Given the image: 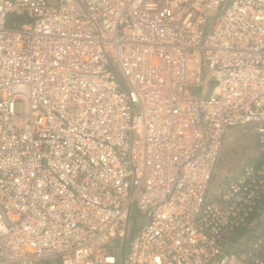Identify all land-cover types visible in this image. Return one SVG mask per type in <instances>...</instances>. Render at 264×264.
I'll return each mask as SVG.
<instances>
[{
    "label": "built area",
    "instance_id": "1",
    "mask_svg": "<svg viewBox=\"0 0 264 264\" xmlns=\"http://www.w3.org/2000/svg\"><path fill=\"white\" fill-rule=\"evenodd\" d=\"M242 129L252 162L212 199ZM119 244L264 264V0H0V264H120Z\"/></svg>",
    "mask_w": 264,
    "mask_h": 264
},
{
    "label": "rangeland",
    "instance_id": "2",
    "mask_svg": "<svg viewBox=\"0 0 264 264\" xmlns=\"http://www.w3.org/2000/svg\"><path fill=\"white\" fill-rule=\"evenodd\" d=\"M188 84L195 83L197 74L192 71L188 74ZM227 146V149H226ZM256 147L255 138L250 134L249 130H235L227 137L220 160L216 166L213 179L211 181L210 193L212 199H216V194L219 192L220 186L227 180L235 176L241 169L243 163L251 159ZM228 161V164H227ZM136 217H133L131 226L136 224ZM120 256L124 250V258L128 253V246L122 249V244L118 245ZM121 261V259H120Z\"/></svg>",
    "mask_w": 264,
    "mask_h": 264
},
{
    "label": "trees",
    "instance_id": "3",
    "mask_svg": "<svg viewBox=\"0 0 264 264\" xmlns=\"http://www.w3.org/2000/svg\"><path fill=\"white\" fill-rule=\"evenodd\" d=\"M21 20L17 21L18 23H20ZM253 157H251L252 159ZM250 159V162H252V160ZM249 162V161H248ZM137 227V224H134V226H132V230L130 234H133V232H135ZM249 230L246 231V229H241L239 232L236 233V235L233 237V240L231 241V243L228 245L227 247V251L230 253H234V254H242L243 250L241 249V247L245 246V243L242 241V239L244 238V234H249Z\"/></svg>",
    "mask_w": 264,
    "mask_h": 264
},
{
    "label": "water",
    "instance_id": "4",
    "mask_svg": "<svg viewBox=\"0 0 264 264\" xmlns=\"http://www.w3.org/2000/svg\"><path fill=\"white\" fill-rule=\"evenodd\" d=\"M123 248H124V246L122 247V249ZM123 258H124V250H122V258H121L120 264H123Z\"/></svg>",
    "mask_w": 264,
    "mask_h": 264
},
{
    "label": "clouds",
    "instance_id": "5",
    "mask_svg": "<svg viewBox=\"0 0 264 264\" xmlns=\"http://www.w3.org/2000/svg\"><path fill=\"white\" fill-rule=\"evenodd\" d=\"M253 137H254V136H253ZM254 138H255V137H254ZM255 149H256V147H255ZM255 152H256V150L254 151V154H255ZM254 154H253V156H254ZM253 156H252V157H253ZM249 160H250V159H249Z\"/></svg>",
    "mask_w": 264,
    "mask_h": 264
},
{
    "label": "crops",
    "instance_id": "6",
    "mask_svg": "<svg viewBox=\"0 0 264 264\" xmlns=\"http://www.w3.org/2000/svg\"><path fill=\"white\" fill-rule=\"evenodd\" d=\"M226 149H227V146H226ZM227 164H228V161H227Z\"/></svg>",
    "mask_w": 264,
    "mask_h": 264
}]
</instances>
